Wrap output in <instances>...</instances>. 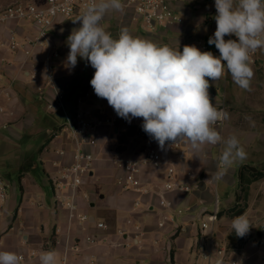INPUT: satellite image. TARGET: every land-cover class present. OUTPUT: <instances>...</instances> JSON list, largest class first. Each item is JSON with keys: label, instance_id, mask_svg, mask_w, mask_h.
<instances>
[{"label": "crops", "instance_id": "crops-1", "mask_svg": "<svg viewBox=\"0 0 264 264\" xmlns=\"http://www.w3.org/2000/svg\"><path fill=\"white\" fill-rule=\"evenodd\" d=\"M168 1L180 21L165 28L147 30L126 8L122 12L110 11L100 23L114 38L122 27H126L133 36L158 45L166 44L173 49L179 47L181 51L185 45H195L201 50L203 41L207 42L216 30L213 18L216 15L215 0ZM11 2L9 0L0 7ZM73 20L58 19L49 31L48 41L57 57L47 56L43 48L35 49L29 59L12 54L1 44L5 31H0V62L5 60L11 64L0 74L1 82L11 85V99L0 98V106L4 109L0 115V169L5 167V162L16 158L14 145L22 139V133L25 140L36 141L46 137L37 156L30 154L26 157L27 162L21 169L22 172L33 170L35 164L32 159L39 160L42 178L30 183L25 174H21L19 180L21 193L25 195V191L39 192L41 189V196L36 197L30 206L25 201L23 204L21 198L15 207L17 195L11 191L12 188H8L7 203L0 218V251L22 256L20 264H40L41 252L52 249L57 253V264H211L201 258L208 233H202L199 224L214 211L218 181L212 177L218 170L221 145L219 149L203 145L196 152L186 142L188 160L177 162L175 167L191 170L196 178V187L188 194H165L167 208L158 206L164 173L150 166L142 167L138 174L140 183L150 189L147 195L120 191L116 181L122 172L113 165L112 159L135 158L154 139L147 133L140 135L142 118H132L129 122L119 117L106 99L94 93L90 80L95 69L86 60L78 58L74 68L67 63L70 51L67 37L73 29L80 27V22L74 23ZM23 29L28 30L27 27ZM234 38L225 37L226 40ZM205 46L218 50L207 44ZM250 55L255 60L253 64L250 63L254 71L251 90L240 89L230 74L225 72L218 81H210L209 91L215 92L214 105L222 103L229 114V118L224 120L222 137L237 136L241 146L252 157L251 161L255 162L248 166L257 168L264 166V50L257 49ZM45 63L52 70L55 87L63 93V110H47L53 93L46 84ZM32 73L37 75V81L33 82L27 77ZM105 103L106 112L102 108ZM76 109L86 113L95 126L93 138L96 145L84 147L85 152L92 154L95 160L89 176L78 189L77 209L74 217L69 219L68 212L56 207L54 200L50 202L51 206L47 203L42 191L48 188L53 193L50 178L72 161L73 145L69 138L68 121L72 120ZM49 147H56L52 154H47ZM238 169H223L222 181L229 185L236 183L233 205L238 188ZM13 186L15 188V184ZM253 186L252 216L248 217L253 227L244 241L230 246L227 237L232 232L233 218L217 216L219 212L231 208L232 204L221 210L217 202L216 221L213 224L219 243L242 264H255V254L262 251L259 249L261 246L264 248V243L260 241L264 227H258V220L262 216L260 212L264 213V210L260 208L261 201H256V192L260 187L264 189V180L250 186L245 215L249 211L248 202ZM137 200L140 202L139 208H134ZM91 204L93 207H90ZM96 204L101 207V217L107 223L87 214V210L94 209ZM80 215H87L88 221L80 222ZM164 218V225L159 228L158 223ZM98 223L106 228L97 229ZM90 235L104 238L105 241L86 243L85 238ZM75 244L77 250H72ZM261 261H264V256Z\"/></svg>", "mask_w": 264, "mask_h": 264}, {"label": "clouds", "instance_id": "clouds-1", "mask_svg": "<svg viewBox=\"0 0 264 264\" xmlns=\"http://www.w3.org/2000/svg\"><path fill=\"white\" fill-rule=\"evenodd\" d=\"M216 30L208 44L215 45L219 56L185 45L182 51L168 45L133 36L122 27L116 38L101 21L110 11L122 12V0H93L73 22L80 27L67 37L70 49L67 63L75 67L78 58L86 60L94 75V93L106 99L116 114L131 122L142 118V129L163 149L166 142H188L199 152L203 145H221L218 170L213 179H223L224 170L247 158L235 135L227 139L216 129L229 118L210 99V81L227 72L242 90H251L254 71L249 54L264 50V0H215ZM234 36L235 39H225ZM252 224L245 214L233 217L231 229L245 237ZM233 255V254H232ZM206 257V256H205ZM207 258V257H206ZM40 264H57L54 249L42 251ZM0 264H20L15 252L0 251ZM213 264H226L221 258ZM230 264H242V261Z\"/></svg>", "mask_w": 264, "mask_h": 264}, {"label": "built area", "instance_id": "built-area-1", "mask_svg": "<svg viewBox=\"0 0 264 264\" xmlns=\"http://www.w3.org/2000/svg\"><path fill=\"white\" fill-rule=\"evenodd\" d=\"M93 0H12L11 3L0 7V31H5V38L1 44L7 50L15 55H21L25 59L33 56L35 49L43 48L47 56L57 57L52 51L48 41V34L54 23L58 19L69 20L76 19L81 15ZM124 8L130 9L139 19L144 27L153 31L155 27H168L180 21L175 15L168 0H124ZM27 27L28 30L23 29ZM31 30V32H29ZM25 31V32H24ZM23 33V34H21ZM17 38H20L17 40ZM235 39V38H234ZM201 51H211L215 56H219L218 50H210L205 45ZM255 60L249 54V63L253 64ZM11 64L8 61L0 62V74L3 69L9 68ZM46 84L53 93V100L47 103V110H63L64 96L60 89L54 85L52 70L48 63L43 65ZM31 81H37L35 73L28 74ZM210 99L213 101L215 92L209 91ZM9 101L11 99V85L3 84L0 80V98ZM218 109L225 111L223 104L216 106ZM4 109L0 106V115ZM110 123L109 121H105ZM216 129L223 134L224 121L218 123ZM69 138L73 145L72 161L68 165L60 168L58 174L50 178L53 200L56 207L65 209L68 212V218L74 217L77 209V192L82 185L83 180L91 172L94 156L85 152V146H94L96 141L93 138L95 126L86 117V113L76 109L72 120L68 121ZM145 132L141 131L140 135ZM211 149H219L220 145H207ZM189 149L186 141L178 144L166 142L161 149L157 141H153L150 146L142 150L135 158H114L113 165L122 172V176L116 181L118 189L122 192L133 191L140 195H147L150 192L148 187L143 186L138 180L140 169L144 166H150L155 171H163L164 182L159 192L158 206L167 208L168 203L164 198L165 194L177 192L188 194L196 187V178L194 173L189 169H177L170 162L169 156H173L179 163L188 160ZM8 199V185L0 175V218ZM140 202H134V208H139ZM217 199L214 200V211L206 217L205 221L199 224V230L208 235L204 239L205 248L202 251L201 258L203 261L213 264L217 258L224 259L226 264L239 261L238 258L227 252L226 248L219 243L216 233L213 230V224L217 215ZM178 214H181L178 211ZM80 222H87V215L79 216ZM165 218L158 223V227H163ZM97 229H105V225L98 223ZM105 239L94 235L87 236L85 242L89 244L102 243ZM260 241L264 243V235ZM72 250H77V245H73ZM67 251V249H66ZM207 258H206V257ZM20 261L22 260V256ZM240 258V257H239Z\"/></svg>", "mask_w": 264, "mask_h": 264}, {"label": "rangeland", "instance_id": "rangeland-1", "mask_svg": "<svg viewBox=\"0 0 264 264\" xmlns=\"http://www.w3.org/2000/svg\"><path fill=\"white\" fill-rule=\"evenodd\" d=\"M9 0H0V5H4L8 2ZM20 38H17V40H19ZM203 45L208 44V41L205 42L203 41L202 43ZM210 48L215 47L214 45H209ZM107 107V103H105L102 108L104 112H106V108ZM50 130V129H49ZM51 131H49L50 133ZM48 133V134H49ZM45 135V133L43 134ZM47 135V132H46ZM45 135V136H46ZM25 135L22 133V139L20 141H18L14 146L16 148L17 151V155L16 158L12 159V160H8L7 162H5V167L0 169V175L3 177L4 181L6 182V184L8 185V188H12L11 191H13V193H16V203H15V207L18 205L19 200L22 198L23 199V204L24 201L25 203L30 206L31 202H34L36 197L41 196V189L39 190V192H24L25 195L23 193H21L20 190V184H19V180L21 178V174H25V178L30 182H35L37 180H39L40 178H42L43 176V172L41 169V163L39 160L36 159H32L34 164H35V168L33 170L30 171H25L22 172V166L24 164H26V157L33 155L34 157L37 156L38 150L42 147V144L45 142V138L46 137H41L39 139H37L36 141H31L30 140H25ZM37 141H39V143H37ZM52 148V149H51ZM53 148L56 147H49V152H47V154H52V150ZM46 154V152H45ZM250 155L247 154V158L245 160H243L242 162H236L234 163L232 166L228 167L234 170H237L240 166L242 165H251V164H255L254 161H251L252 157H249ZM170 158V162L173 166H176L177 161L175 160V158L173 156H169ZM30 162V159L28 160ZM258 169H264V166L262 167H257ZM24 177V176H23ZM15 184V188L14 186L11 187L12 185ZM24 187V185H23ZM216 194H217V202H219V209H224L228 206H230L231 204L233 205L234 203V192L236 190V183H233L232 185L227 184L226 182H223L222 180L218 181L216 184ZM43 196L45 197L47 203L51 206V203L53 201V193L50 192V190L47 188L43 189ZM213 192V191H212ZM257 195H256V201H261L260 204V208L262 210H264V189H262V187L258 188L257 190ZM23 194V195H22ZM253 194H254V186L251 187V194H250V199H249V211L246 214L247 218L252 216V205H253ZM231 205V206H232ZM101 207L99 206V204L95 205V208L92 210H87V214L90 216H94L96 218V220L102 219L104 220L106 223L107 221L105 219H103L102 216V211L100 210ZM260 212V211H257ZM260 214L262 215L259 218V222H258V227H264V213L260 212ZM201 218V217H200ZM111 227V226H110ZM262 231H264V229H262ZM264 235V234H262ZM261 235V236H262ZM248 237L247 235L245 236ZM260 250H262L261 252L255 254V264H264V261H261V257L264 256V248H262V246L259 248ZM254 260V259H253Z\"/></svg>", "mask_w": 264, "mask_h": 264}, {"label": "trees", "instance_id": "trees-1", "mask_svg": "<svg viewBox=\"0 0 264 264\" xmlns=\"http://www.w3.org/2000/svg\"><path fill=\"white\" fill-rule=\"evenodd\" d=\"M237 180L238 188L235 195V204L228 210L219 212L217 215L218 217L225 215L229 218H233L237 215L245 214L247 210V200L249 196L250 186L255 182L264 180V169H258L256 167L248 165L241 166L237 172ZM227 239L230 246L233 247L234 245H238L239 243L244 241L245 237H237L235 232L233 231L229 233Z\"/></svg>", "mask_w": 264, "mask_h": 264}, {"label": "water", "instance_id": "water-1", "mask_svg": "<svg viewBox=\"0 0 264 264\" xmlns=\"http://www.w3.org/2000/svg\"><path fill=\"white\" fill-rule=\"evenodd\" d=\"M90 207H93V204H91Z\"/></svg>", "mask_w": 264, "mask_h": 264}]
</instances>
